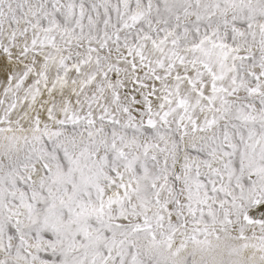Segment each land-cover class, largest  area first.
<instances>
[{
  "label": "snow or ice",
  "instance_id": "1",
  "mask_svg": "<svg viewBox=\"0 0 264 264\" xmlns=\"http://www.w3.org/2000/svg\"><path fill=\"white\" fill-rule=\"evenodd\" d=\"M0 264H264V0H0Z\"/></svg>",
  "mask_w": 264,
  "mask_h": 264
}]
</instances>
